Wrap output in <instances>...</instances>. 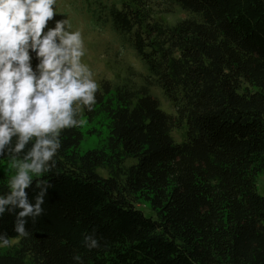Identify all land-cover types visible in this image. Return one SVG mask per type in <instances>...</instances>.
I'll use <instances>...</instances> for the list:
<instances>
[{
    "label": "trees",
    "instance_id": "16d2710c",
    "mask_svg": "<svg viewBox=\"0 0 264 264\" xmlns=\"http://www.w3.org/2000/svg\"><path fill=\"white\" fill-rule=\"evenodd\" d=\"M166 1L194 17L162 24L148 0L102 7L148 66V86L104 85L91 110L73 104L80 123L61 130L55 167L26 189L34 203L35 181L52 185L44 214L28 219L29 237H17L15 214H4L0 231L19 244L0 248V264H264V0ZM98 115L108 144L81 154L83 118ZM128 159L137 164L126 168ZM11 180L0 175V194ZM93 230L101 246L89 250L83 238Z\"/></svg>",
    "mask_w": 264,
    "mask_h": 264
},
{
    "label": "clouds",
    "instance_id": "9594fccd",
    "mask_svg": "<svg viewBox=\"0 0 264 264\" xmlns=\"http://www.w3.org/2000/svg\"><path fill=\"white\" fill-rule=\"evenodd\" d=\"M55 4L56 0H0V157L10 163L21 160L9 191L0 194V219L5 213L15 214L17 237L30 236L28 219L35 223L44 214L52 187L35 181L39 191L33 203L26 192L33 184L30 173L55 167L61 130L80 123L73 104L80 101L91 110L96 101L97 84L81 63V33L66 31L68 19L54 20ZM52 20L54 28L49 25ZM34 58L39 60L35 68ZM11 239L0 231V244L10 245ZM83 245L89 250L101 246L95 230L84 236ZM73 259L81 261L79 255Z\"/></svg>",
    "mask_w": 264,
    "mask_h": 264
},
{
    "label": "rangeland",
    "instance_id": "374dc122",
    "mask_svg": "<svg viewBox=\"0 0 264 264\" xmlns=\"http://www.w3.org/2000/svg\"><path fill=\"white\" fill-rule=\"evenodd\" d=\"M120 0H56L53 6L57 12L54 20L68 19L66 31L81 33L83 40L84 55L81 63L86 65L92 73V79L97 84V91L105 86H110L115 92L116 88L128 89L133 92L146 85V77L149 75L148 66L137 56L130 41L119 35L112 29L106 13H101L102 7L119 4ZM152 7V14L155 21L168 26H175L179 21L194 17L182 11L175 4L166 0H148ZM54 20L49 21V25L55 27ZM47 32V28L44 30ZM59 42V41H58ZM30 55L34 57V53ZM33 67L39 63L38 59L31 61ZM151 95L159 100L161 109L165 113H173L170 100L162 90L157 87H149ZM80 112L83 108L78 104ZM88 117L84 116L81 130L85 137L82 140L80 149L81 154L105 147L108 143L109 129L106 121L98 115L94 121L88 122ZM187 127L174 131L173 138L178 144L186 139ZM20 162L10 163L9 160H0V175L13 179L18 172L17 165ZM137 164L136 159H128L125 163L126 168ZM100 176L109 177V172L98 169ZM34 173H30L33 178ZM258 192L264 196V177H259ZM143 213L152 219H156V213L150 209V202H142L137 206ZM19 241L13 240L10 245L0 244L4 252H11L18 248Z\"/></svg>",
    "mask_w": 264,
    "mask_h": 264
}]
</instances>
